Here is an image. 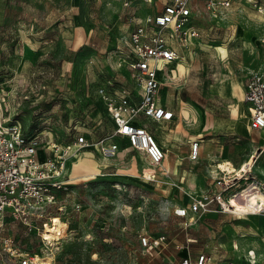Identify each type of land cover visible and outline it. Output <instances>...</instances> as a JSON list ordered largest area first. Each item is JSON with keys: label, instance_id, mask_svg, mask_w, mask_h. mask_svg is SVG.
<instances>
[{"label": "rangeland", "instance_id": "obj_1", "mask_svg": "<svg viewBox=\"0 0 264 264\" xmlns=\"http://www.w3.org/2000/svg\"><path fill=\"white\" fill-rule=\"evenodd\" d=\"M199 8L207 33L199 45L203 53L189 66H169L163 88L176 117L150 126L171 151L175 145L176 154L185 157L182 166L188 173L190 165L192 173L205 177L211 175L209 165L222 158L234 160L229 172L236 173L255 150L254 137L234 142L230 132L239 120L233 109L240 102L246 75L264 65L263 46L256 45L253 51L249 44L264 28L243 1L234 4L222 21L202 4ZM145 10L105 0H0V115L20 120L44 145L110 131L112 119L97 89L106 77L118 87L134 88L124 59L131 55L127 40L135 25L133 15ZM195 137L205 139L204 148L200 160L189 164L187 140ZM142 154L131 150L107 160L89 148L69 161L66 189L49 209L57 216L54 222L67 228L53 244H45L36 229H27L10 213H0V264H20L25 253L42 256L38 264H177L171 253H178L177 243L187 245L189 232L181 229L174 207L189 199L182 190L189 174H163L160 169L161 178H148L144 172L157 169L147 165ZM252 156L257 157L253 167L252 162L244 164L249 165L245 178L253 176L250 182L256 175L264 179V152ZM220 219L233 227L261 222L248 212L202 218L190 232L198 239L190 244L193 251L211 247L207 232L215 233ZM143 234L167 235L173 241L169 251L161 249L151 256L141 245ZM234 234L229 229L224 239H233ZM251 240L257 247L256 262L251 264H264V241ZM225 254L246 264L245 248L228 244Z\"/></svg>", "mask_w": 264, "mask_h": 264}, {"label": "built area", "instance_id": "obj_2", "mask_svg": "<svg viewBox=\"0 0 264 264\" xmlns=\"http://www.w3.org/2000/svg\"><path fill=\"white\" fill-rule=\"evenodd\" d=\"M105 1H118L127 7L135 5L137 10L147 9L139 16L133 15L135 25L127 40L131 55L124 62L131 69L134 88L127 84L118 87L112 77H106L107 82L97 89L115 128L98 137L83 133L70 140L48 141L44 145L36 132L27 133L20 120L0 115V213H10L24 222L27 229H36L45 244L46 226L54 218L49 209L66 189L69 161L79 158L81 152L94 148L101 158L112 159L120 152L118 139L122 138L145 154L151 165L158 168L163 165L167 149L146 123L138 121L162 123L174 118V110L163 102V76L172 63L191 61L197 56V47L206 33L200 22L199 4L216 21H222L234 4L243 1L255 11L264 28V0ZM260 41L264 44V34ZM244 99L249 104L251 127L263 128L264 65L247 75ZM200 144L201 139L191 141L192 159L199 157ZM218 169L213 184L200 196H195L190 204L174 207L178 217L190 216L185 227H191L201 214L209 211L263 212L264 207L239 209L233 197L250 196L246 193L248 179H240L235 172L223 167ZM140 242L151 256H155L168 245L169 239L165 234H143ZM12 254L15 251L12 250ZM42 259L38 254L25 253L20 264H38ZM247 259L250 263L256 262L254 248L248 250ZM214 260V255L203 252L195 258L184 257L179 264H212ZM228 264L237 263L230 260Z\"/></svg>", "mask_w": 264, "mask_h": 264}, {"label": "crops", "instance_id": "obj_3", "mask_svg": "<svg viewBox=\"0 0 264 264\" xmlns=\"http://www.w3.org/2000/svg\"><path fill=\"white\" fill-rule=\"evenodd\" d=\"M206 34L207 33H205V36H206ZM263 34L264 33H262V35L260 36V38L258 40L255 41V39H254L253 40L254 42H249V44L251 45V48H253V51L256 49V45L257 46L258 45H262L263 48H264V44L261 43V41H260V39L263 36ZM199 45L197 47V56L193 60H191V62L194 61L195 59H197L199 53H203V51L199 50ZM218 48L222 52L226 51L224 46H219ZM188 64H189V60L186 61V62H183V63L182 62L179 63L180 66L181 65L189 66ZM172 66H176V63H172L170 65V68ZM246 78H247V75L245 77L244 87L242 88L240 102L238 103L237 107H234V109H233L235 112L237 111L239 120L237 121V123L235 125L232 126V128H231L232 130H231L230 134L232 135L231 137H232V140L234 142H239V141H241L243 139L252 140L253 137H254V139L256 141V144H254V143L252 144V145H254L255 150H254V152H252L250 154V158H247L246 160H244V162L241 164V166H238V167H243L244 164L248 163V162H252V167H253L254 161H255V159L257 157L252 156V154L255 153V155L257 156L258 153L264 152V127L259 129V131L255 130L254 128L251 127V115H250L249 108H248L249 104L244 99L245 90H246ZM164 92L165 91H164V88H163L162 89L163 102L165 103V105L167 107L171 108L175 112V109L173 107H171L166 102V97H165V93ZM237 94L240 95V93H238V92H237ZM175 117H176V112H175V116H174V118L172 120L164 121V122H162V124L169 123V122L173 121L175 119ZM138 122L141 123V124L142 123H146L149 126V128L152 130V128L150 126V124H151L150 122L151 121L148 122L145 119H141ZM152 124H155V122H152ZM114 128H115V125H114V122L112 120V127H111L110 130L112 131ZM154 133L157 135V137H158L159 141L161 142V144H163L165 146V148L167 149V157L164 160L163 165L160 168L156 167L157 172H156L155 176H159L160 178L163 176V175H158V172L161 171L160 169H164L165 170V172L163 174H169V173L170 174H175V175H177V174L181 175L182 174V176H186L187 174H189V180H187L186 186L184 188H182V190L184 192L188 193L189 199H188L187 202L178 203L176 206L190 204L195 196H200L204 190L208 189L214 182V178L213 177L215 175H213V173L218 172V170H219L218 168L220 167L218 165H220L221 162H224L225 159H229L227 161H229L231 164L227 163V162H224V163H227L229 165H234L235 164L234 160L231 159V158H222L219 162H215V163H212V164L209 165V172L211 174L210 176L202 177V176H199L198 174H196L195 172L192 173V170H190L191 169L190 165H189V173H188L187 168L185 166L184 167L182 166L183 163H184V160H185L184 158L185 157H182L178 153L176 154V151H175L176 150V146L174 145L173 150L171 151L170 148L168 147V144H166L163 136L158 135L157 132H155V131H154ZM195 139H201V144H200V148H199V157L197 159H192L190 157L191 141H193ZM123 141L126 143L125 146H122V144H121ZM118 142H119V145H120L119 154H121L122 152H123V154H127L131 150H135L130 145V143H129V141L127 139H122L121 138V139H118ZM204 142H205V139L203 137H195V138H190V139L187 140V143L189 145L188 155H187V158L189 159V164L194 162V161H199L200 160V158L202 156V151H203V148H204ZM40 155H41L42 158L44 157V152L42 150L40 151ZM142 155H144L145 158H146V161L148 163H150L148 158L146 157V155L145 154H142ZM147 165H151V163L147 164ZM145 166L146 165L142 166L141 172H140L141 174L144 172ZM147 171H145V172H147ZM251 171L253 172L252 169H251ZM252 178H253V176H251V175H249L247 177V179H248L247 182H248L249 185H253L254 182H259L260 185L261 184L264 185V179L263 178H259L256 175L255 181L250 182L249 180L252 179ZM263 190H264V187H263ZM224 214H228V213H226V212H218V211L205 212V213L201 214L197 218V221L194 222L192 224V226L189 227V228L185 227V223L189 220L190 216L186 217V218L178 217V218H180L182 220L181 224H180L181 229L186 231L187 233L189 232V235L186 237L187 245H185V244H181L180 245V244L177 243L176 247H180L179 250H178V253L177 254L171 253V256L175 260H177V264H179L180 260L182 258H184V257L191 256V257L195 258L197 255H199L200 253H203V252H207V253H210V254L215 256V260H214V262L212 264H223V263L224 264H228V262L230 260L235 261L237 264H244L239 259H236L235 257H233L231 255L225 254V250H226L228 244L230 245V247L233 246V249H236V248L240 249V247L241 248H245L246 252L250 248H254L256 250L257 249V247H255L256 243H254L251 239H257L256 241L259 242V243L264 241V224H261V223L264 222V214H262V213H249V214H253V217H254V219L256 221L257 220L261 221L260 224H254V225L249 226V227L248 226H245V227H239V226L233 227V225H229L228 223H226V221L224 223L223 222L224 219H220V221L219 222L217 221L216 224H215L216 225L215 229H217V231H215V233L211 232L210 230H209V232H207V236H208L207 239L210 241V245H211V247L209 249L193 251L191 249V247H190L191 243L197 242V240H198L197 237L192 236L190 234V232H192L198 226L199 221L202 218L204 219V218H207V217H210V216H212V217L213 216H217L218 218H220V217H223ZM225 229H226V231H225ZM229 229H231L232 231H235V234H234L235 238L226 240L224 238L227 237V230H229ZM250 234H252V235H250ZM172 242L173 241L169 238V243L164 249H167V251H169L168 247H169V245L172 244ZM164 249H162V250H164ZM245 255H247V254H245ZM246 264H251L248 259H246Z\"/></svg>", "mask_w": 264, "mask_h": 264}, {"label": "bare ground", "instance_id": "obj_4", "mask_svg": "<svg viewBox=\"0 0 264 264\" xmlns=\"http://www.w3.org/2000/svg\"><path fill=\"white\" fill-rule=\"evenodd\" d=\"M153 166V165H151ZM220 167H223L225 170L228 169L233 170L234 168L226 163H222L218 165ZM155 167V166H153ZM249 165L246 164L244 167L236 169V174L240 177V179H244L247 176V170H248ZM156 173L152 171H147L144 173V175L148 178H152L155 176ZM246 193L249 194L250 196H245L242 199H240L238 196L233 197V201L236 203V205L240 208L244 209H256V207H259V205H264V190L263 187L259 184V182H254L253 185H249L247 187ZM244 203V204H242ZM244 205V206H243ZM263 207V206H262ZM57 216H54L53 222H52V227L49 229L48 232L45 233V240L47 244H53V239H59L60 235L63 234L64 229L67 228L64 227V223L60 222H54V219ZM59 217V216H58ZM64 227V228H63ZM48 227H46L47 229Z\"/></svg>", "mask_w": 264, "mask_h": 264}]
</instances>
